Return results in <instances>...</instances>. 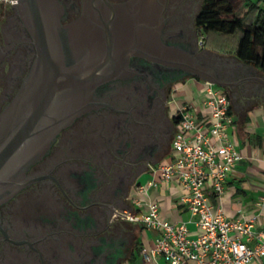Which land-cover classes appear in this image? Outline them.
<instances>
[{
	"label": "flooded vegetation",
	"instance_id": "af4514ba",
	"mask_svg": "<svg viewBox=\"0 0 264 264\" xmlns=\"http://www.w3.org/2000/svg\"><path fill=\"white\" fill-rule=\"evenodd\" d=\"M202 1L43 0L62 68L80 76L71 96L81 112L0 191V264H120L136 248L137 223L121 211L171 150L178 87L199 62L223 73L200 53ZM29 13L26 0H0V113L38 58Z\"/></svg>",
	"mask_w": 264,
	"mask_h": 264
},
{
	"label": "built area",
	"instance_id": "2783aa9c",
	"mask_svg": "<svg viewBox=\"0 0 264 264\" xmlns=\"http://www.w3.org/2000/svg\"><path fill=\"white\" fill-rule=\"evenodd\" d=\"M199 41L204 42V35ZM204 105L210 116L207 125L196 119L190 102L177 105L171 141L176 154L148 165L149 177L132 195L133 210L121 212L154 234L153 245L140 248L143 260L160 254L166 264H264V227H254L255 216L228 217L220 207L213 211L208 200L207 182L211 181V193L220 195L241 155L228 132L233 118L224 88L205 81ZM170 180L186 191L182 200L191 216L188 221L200 230L194 236L187 221L161 219L158 201L148 196L151 188Z\"/></svg>",
	"mask_w": 264,
	"mask_h": 264
},
{
	"label": "crops",
	"instance_id": "0c3cea01",
	"mask_svg": "<svg viewBox=\"0 0 264 264\" xmlns=\"http://www.w3.org/2000/svg\"><path fill=\"white\" fill-rule=\"evenodd\" d=\"M211 50L219 54L224 64L242 71L228 77L231 85L223 87L230 98L233 118L228 132L241 158L228 175L220 195L214 196L211 193V181L207 182L205 188L208 200L213 211L220 207L231 218L239 216L247 219L255 216L254 227H264V70L239 60L232 53ZM205 81L200 77L188 78L179 85L178 94L181 98L179 104L190 102L196 119L207 125L210 116L204 105ZM175 154L171 149L161 161H168ZM148 177L149 173L143 176L141 183ZM185 194V189L179 183L170 180L151 188L148 196L158 201L161 219L169 222L187 221L189 234L194 236L200 230L188 221L191 216L182 200ZM137 226L136 248L120 264H166L160 254L151 256L149 260L142 259L140 248L151 247L154 234L140 224Z\"/></svg>",
	"mask_w": 264,
	"mask_h": 264
},
{
	"label": "water",
	"instance_id": "95a60500",
	"mask_svg": "<svg viewBox=\"0 0 264 264\" xmlns=\"http://www.w3.org/2000/svg\"><path fill=\"white\" fill-rule=\"evenodd\" d=\"M30 9L31 32L39 49L36 64L24 88L0 113V191L10 183L14 173L36 155L42 153L59 128L81 112L78 95L72 94L71 83L80 76L63 69V49L57 17L43 0H26ZM157 40V38H156ZM170 52L173 54V49ZM201 54H219L207 47ZM189 61L190 56L187 54ZM220 59V57H218ZM223 60V59H222ZM225 64L223 76L215 75L212 67L199 62L193 74L221 87L231 84L228 74L236 71ZM67 95L69 102H67ZM74 99V100H73Z\"/></svg>",
	"mask_w": 264,
	"mask_h": 264
},
{
	"label": "trees",
	"instance_id": "16d2710c",
	"mask_svg": "<svg viewBox=\"0 0 264 264\" xmlns=\"http://www.w3.org/2000/svg\"><path fill=\"white\" fill-rule=\"evenodd\" d=\"M196 21L205 46L264 70V7L259 0H247L239 12L229 0H203Z\"/></svg>",
	"mask_w": 264,
	"mask_h": 264
},
{
	"label": "rangeland",
	"instance_id": "374dc122",
	"mask_svg": "<svg viewBox=\"0 0 264 264\" xmlns=\"http://www.w3.org/2000/svg\"><path fill=\"white\" fill-rule=\"evenodd\" d=\"M234 8L235 11L239 12L243 9L245 2H247V0H229ZM259 4L264 7V0H259ZM202 33V32H201ZM200 33V36L203 35ZM178 101H181V98L178 94Z\"/></svg>",
	"mask_w": 264,
	"mask_h": 264
}]
</instances>
